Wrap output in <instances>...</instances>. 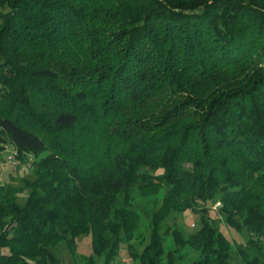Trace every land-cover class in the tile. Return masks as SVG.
Returning a JSON list of instances; mask_svg holds the SVG:
<instances>
[{"label":"trees","instance_id":"1","mask_svg":"<svg viewBox=\"0 0 264 264\" xmlns=\"http://www.w3.org/2000/svg\"><path fill=\"white\" fill-rule=\"evenodd\" d=\"M7 144L0 264H264V0H0Z\"/></svg>","mask_w":264,"mask_h":264},{"label":"rangeland","instance_id":"2","mask_svg":"<svg viewBox=\"0 0 264 264\" xmlns=\"http://www.w3.org/2000/svg\"><path fill=\"white\" fill-rule=\"evenodd\" d=\"M6 8V7H5ZM4 10V9H3ZM6 152L3 153V158L0 157V184L4 185H12L16 187H23L24 186V178H29L33 179L34 177V169H32V166L29 167V165H26L25 162L20 163L19 166L14 165L10 161L5 162V158L7 156V153L11 151H15L14 147L11 144L6 145ZM28 161L29 159H32V165H34V159L33 157L26 158ZM35 166V165H34ZM34 168V167H33ZM27 191H25L22 194L18 195V202L21 204L26 203L27 199ZM153 203H150V207L148 209L153 208ZM221 203L218 202L214 204L211 207L210 213L211 216L217 220L218 226L221 227V229L224 231L225 235L230 239L233 240L235 243L238 244H244L250 235L248 232H243V233H237L236 230L230 229L229 226H227L224 221H223V215L220 212L221 208ZM175 219V218H174ZM169 220L168 224L173 225L174 223H178L179 226L182 228V230L190 234L194 231H197L200 227V216L199 214H195V212L191 213H186L184 215H178L175 220ZM145 221H147V217L145 218ZM143 233L148 236L147 230H144ZM124 245L121 247L120 254L118 256V259L114 260L112 264H137L132 257H130L127 244L123 243ZM78 257L81 258L83 255H91L92 254V236L91 234H83L79 239H78ZM60 257L63 260V264H74V259L72 253L68 250L63 248L60 250ZM98 262L99 264H104L105 258H100L98 257Z\"/></svg>","mask_w":264,"mask_h":264},{"label":"built area","instance_id":"3","mask_svg":"<svg viewBox=\"0 0 264 264\" xmlns=\"http://www.w3.org/2000/svg\"><path fill=\"white\" fill-rule=\"evenodd\" d=\"M19 152H17L16 150L15 151H11V152H9L8 154H7V156H6V159L8 160V161H12V163L14 164V165H16V166H19V164H20V161H19V154H18ZM0 157H2L1 156V154H0ZM32 159H29L28 161H26L25 162V164L26 165H29V167H31V166H33L32 165Z\"/></svg>","mask_w":264,"mask_h":264}]
</instances>
